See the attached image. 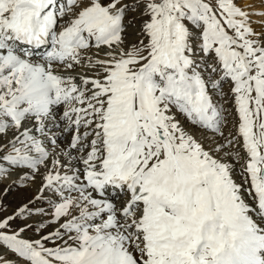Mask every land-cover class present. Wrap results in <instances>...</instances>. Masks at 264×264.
Wrapping results in <instances>:
<instances>
[{"label": "snow or ice", "instance_id": "1", "mask_svg": "<svg viewBox=\"0 0 264 264\" xmlns=\"http://www.w3.org/2000/svg\"><path fill=\"white\" fill-rule=\"evenodd\" d=\"M0 186L15 264H264V0H0Z\"/></svg>", "mask_w": 264, "mask_h": 264}, {"label": "rangeland", "instance_id": "2", "mask_svg": "<svg viewBox=\"0 0 264 264\" xmlns=\"http://www.w3.org/2000/svg\"><path fill=\"white\" fill-rule=\"evenodd\" d=\"M259 31V29H257ZM227 89H225L226 91ZM9 181H5V184H8ZM4 203L7 205H10L11 207H14L16 203H19V200L17 199V193L15 189H13L9 195L4 199ZM11 207H9V211H11ZM0 254H2L7 260L12 261L13 264H15V261L17 260L15 254L11 253L7 249H5L2 245H0Z\"/></svg>", "mask_w": 264, "mask_h": 264}, {"label": "bare ground", "instance_id": "3", "mask_svg": "<svg viewBox=\"0 0 264 264\" xmlns=\"http://www.w3.org/2000/svg\"><path fill=\"white\" fill-rule=\"evenodd\" d=\"M0 187H2V186H0Z\"/></svg>", "mask_w": 264, "mask_h": 264}]
</instances>
